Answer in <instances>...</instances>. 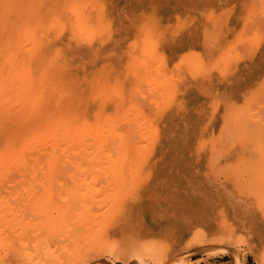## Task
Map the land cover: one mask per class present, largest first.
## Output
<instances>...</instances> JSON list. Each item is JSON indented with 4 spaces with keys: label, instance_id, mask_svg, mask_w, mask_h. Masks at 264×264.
I'll use <instances>...</instances> for the list:
<instances>
[{
    "label": "rangeland",
    "instance_id": "obj_1",
    "mask_svg": "<svg viewBox=\"0 0 264 264\" xmlns=\"http://www.w3.org/2000/svg\"><path fill=\"white\" fill-rule=\"evenodd\" d=\"M66 1L16 0L9 22L28 25L40 47L53 43L55 66L97 81L93 103L122 120L119 131L135 132L125 152L136 160L113 204L79 232L85 242L69 243L55 263L264 264V0H82V17L95 28L88 41L71 36L75 15ZM51 16L60 24L47 28ZM149 28L167 58L194 54L201 68L181 76L153 58L151 69L136 63L132 43ZM25 42L20 36L17 44ZM41 53L29 57L22 47L17 55L34 69ZM58 165L51 181L38 173L37 194L45 184L62 194L70 185L76 172ZM61 208L55 199L51 215ZM7 240L0 264H22Z\"/></svg>",
    "mask_w": 264,
    "mask_h": 264
},
{
    "label": "bare ground",
    "instance_id": "obj_2",
    "mask_svg": "<svg viewBox=\"0 0 264 264\" xmlns=\"http://www.w3.org/2000/svg\"><path fill=\"white\" fill-rule=\"evenodd\" d=\"M15 2L0 0V236L6 231L0 247L7 238L14 260L19 258L22 264H53L58 262V255L69 252V243L77 249L85 242L84 233L79 232L96 216L92 213L113 204L117 191L124 186L122 173L132 168L136 160L128 158L125 152L126 143L135 132L119 131L121 119L97 110L91 98L97 90L96 80L88 82L73 77L65 65L55 66L59 51L53 43L46 42L40 47L28 25L21 26L22 23L17 28L11 25L8 17L17 12ZM82 5V0L66 1V7L75 15L70 34L88 41L95 28L89 27L82 17ZM43 21L47 28L60 24L54 16ZM151 31L147 29L142 39L132 43L140 51L134 57L136 63L144 62L151 69L148 58H153L160 67L169 64L171 73L181 76L201 68L194 54L171 61L160 52ZM20 36L29 40L22 44L29 57L42 50L34 69L27 59L17 55L22 48L17 44ZM89 56L96 58L94 54ZM164 78L165 75L158 74L157 86ZM49 83L58 87L57 94L49 91ZM144 120L149 123V118ZM102 129L107 134L103 135ZM106 138L112 139L110 147L105 146ZM63 160L66 165L62 167L69 166L76 172L70 185L64 187L62 194L45 184L43 192L37 194L34 185L38 173L46 176L41 180L51 181L52 172ZM100 179H104L106 186L97 187ZM55 199L62 208L53 217L51 206ZM18 200L20 206L16 207ZM35 216L39 220L34 222ZM98 246L103 245L99 242ZM160 263V258L154 260V264Z\"/></svg>",
    "mask_w": 264,
    "mask_h": 264
}]
</instances>
